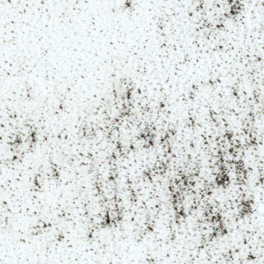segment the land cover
<instances>
[{
    "label": "snow or ice",
    "instance_id": "snow-or-ice-1",
    "mask_svg": "<svg viewBox=\"0 0 264 264\" xmlns=\"http://www.w3.org/2000/svg\"><path fill=\"white\" fill-rule=\"evenodd\" d=\"M0 264H264V0H0Z\"/></svg>",
    "mask_w": 264,
    "mask_h": 264
}]
</instances>
